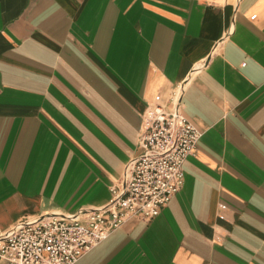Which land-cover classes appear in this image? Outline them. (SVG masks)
<instances>
[{"label":"crops","instance_id":"crops-1","mask_svg":"<svg viewBox=\"0 0 264 264\" xmlns=\"http://www.w3.org/2000/svg\"><path fill=\"white\" fill-rule=\"evenodd\" d=\"M178 83L182 185L75 264H264V0H0V231L107 201Z\"/></svg>","mask_w":264,"mask_h":264},{"label":"built area","instance_id":"built-area-1","mask_svg":"<svg viewBox=\"0 0 264 264\" xmlns=\"http://www.w3.org/2000/svg\"><path fill=\"white\" fill-rule=\"evenodd\" d=\"M183 83L147 107L140 152L109 185L97 206L51 210L17 219L0 231V261L6 264H75L77 259L130 218L149 220L183 183L182 163L202 131L180 109Z\"/></svg>","mask_w":264,"mask_h":264}]
</instances>
